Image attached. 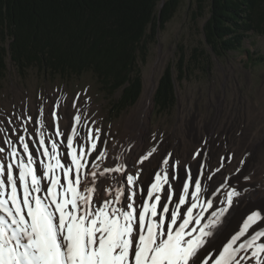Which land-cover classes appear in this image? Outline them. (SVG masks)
I'll return each mask as SVG.
<instances>
[{
    "label": "snow or ice",
    "instance_id": "6c2138e0",
    "mask_svg": "<svg viewBox=\"0 0 264 264\" xmlns=\"http://www.w3.org/2000/svg\"><path fill=\"white\" fill-rule=\"evenodd\" d=\"M50 116L57 114L51 111ZM72 119L80 122L81 116ZM70 127L76 134L77 129ZM97 132L89 129L85 134L90 139L86 146L79 139L74 144L73 135L58 130L56 135L66 142L63 156L58 155L59 141L51 140L49 148L43 133L32 150L23 135L18 137L23 155L12 146L7 154L10 162H0V264H252L253 259L255 264H264V230H258L264 229V222L249 231L258 212L248 216L222 251H200L204 238L212 235L214 222L204 223L207 217L202 220L200 212L194 215L198 207L203 211L198 203L201 181L190 172L181 181L183 194L177 191L173 199L169 191L163 203L155 193L161 192V181L169 189L171 182L159 173L142 195L130 188L123 190V201L120 188L111 198L103 195L107 174L123 168L105 166L102 173L91 170L97 167L92 161L105 156L98 149ZM124 177L127 185H133V175L124 173ZM189 181L194 187L191 192ZM89 184L99 189L95 201V189ZM236 194H228L229 204ZM207 203L211 206L212 202ZM193 224L200 227L193 228Z\"/></svg>",
    "mask_w": 264,
    "mask_h": 264
},
{
    "label": "rangeland",
    "instance_id": "374dc122",
    "mask_svg": "<svg viewBox=\"0 0 264 264\" xmlns=\"http://www.w3.org/2000/svg\"><path fill=\"white\" fill-rule=\"evenodd\" d=\"M205 5L206 13L197 16V0H182L170 23L158 32L156 41L149 45L148 60L141 65L145 85L140 100L118 116L111 112V98L99 90L97 82L90 76L64 82L32 71L27 80H22L9 62L8 80L0 89V147L5 149L0 155L7 152L11 144L9 138L18 140L20 134L17 130L36 126L40 123L39 118L45 128L52 119L50 112L59 113L65 107L63 100L66 96L76 103L83 101L88 107L87 113L83 115L84 136L89 129L93 132L99 129L95 134L100 140L114 137L122 142L121 145L128 144L132 150L142 145L165 144L177 150L179 164L184 160L181 156L200 148L187 134L189 123L195 119L205 124L202 129L206 132L218 131L216 128L208 131L206 127V123L215 120L219 126H230L231 131L224 134L228 149L245 138L263 141L264 65H250L244 50L218 56L207 46L204 29L210 14L209 1ZM196 48L207 52L204 66L202 64L191 69L183 80H178L176 67L179 58L183 53L192 57ZM245 50L255 53L262 50L264 55V37L256 36L247 40ZM169 64L174 66L178 101L174 111L159 114L155 109L154 95ZM207 65L209 72L204 68ZM150 103H153V108L149 129L144 132L139 123ZM20 153L23 155V151ZM256 155L258 169L241 180V185L247 189H229L237 193L235 202L247 198L255 190H264V141L261 145L259 143ZM124 157L117 161L122 162ZM228 170L234 172L231 167ZM114 173L119 175L118 172ZM125 173L133 175L132 172ZM125 181L126 178V184Z\"/></svg>",
    "mask_w": 264,
    "mask_h": 264
},
{
    "label": "trees",
    "instance_id": "16d2710c",
    "mask_svg": "<svg viewBox=\"0 0 264 264\" xmlns=\"http://www.w3.org/2000/svg\"><path fill=\"white\" fill-rule=\"evenodd\" d=\"M207 46L218 55L247 53L250 65H264L262 50H245L247 40L264 37V0H197ZM182 0H0V89L9 62L22 80L32 71L69 82L90 76L111 98L115 116L135 106L144 90L142 64L178 12ZM207 52L196 48L179 58L177 79L203 64ZM208 65L204 68L205 71ZM174 66L164 71L154 95L155 109L168 114L178 101Z\"/></svg>",
    "mask_w": 264,
    "mask_h": 264
},
{
    "label": "bare ground",
    "instance_id": "6f19581e",
    "mask_svg": "<svg viewBox=\"0 0 264 264\" xmlns=\"http://www.w3.org/2000/svg\"><path fill=\"white\" fill-rule=\"evenodd\" d=\"M151 97V96H150ZM145 98V97H144ZM65 107L59 113L56 112V118H52L45 128L39 118L34 127L22 128L19 131L20 135L25 137V141L29 143L30 150L34 147V142L38 144L40 133L47 135L45 138L46 146L50 148L51 140L59 141L60 147L58 149V155H64V148L66 147V142L63 136L56 135L57 131L62 133H67L73 135L71 132V127L77 129L76 134L73 135L74 144L79 139L90 146V141L86 140L83 132V115L87 110V105L83 101L76 103L71 98L66 96L63 100ZM144 102V101H143ZM153 103H150L148 108L145 110V114L142 115L141 121L139 123L141 131H147L149 129L150 115L152 114ZM75 115L81 116V121L76 122L72 117ZM200 120H192L189 123V129L187 130L188 138L199 144V150L181 156L183 162L178 163L180 156L177 155L175 148L170 149L165 144H149L147 146H139L135 149H131L128 144L121 145L122 142H118L114 137L96 141L99 151L105 153L104 158L101 160L92 161L93 164H96L97 167L92 168V171L102 173L105 166H110L116 168L117 166H122V172H118L117 176L114 172L108 173L106 177V183H104V193L106 197L111 198L114 190L120 188L122 190L121 201H123V190L124 189H133L139 194H143V189L150 187V182H154L155 173H159L161 177L164 175L168 176L169 181L171 182V188L166 183H162V190L160 193H155L161 196V203L164 202V196L167 192H171L173 199H175V193L177 191L183 194L181 187V181L186 180L188 173H191L193 179L199 177L201 181V191H200V200L199 204L201 208L194 209V215L197 212H200L201 219L207 217V220H203L204 223L214 222V227L211 229L212 235L204 238V246L200 251L205 249L210 250V254H215L219 249L223 250L222 245L230 240L232 235H235L240 228L243 227L244 221L247 220L248 216L253 212H258L260 215L257 217L255 223L249 228L251 231L252 227L264 222V190L259 192L255 190L247 198H242L241 200L234 201V196H232V202L229 204L227 202V196L231 187L236 188L238 191L246 190L247 188L244 185H241V180L245 178L252 172H255L258 169V160L256 155L257 147L260 143L263 144V141H257L254 139H243L238 142L233 147H227V139L224 134L231 131L230 126H219L217 121L211 123H206L208 131L211 128H216V131L206 132L203 131L205 124ZM19 135V136H20ZM77 135V137H75ZM11 142L7 152L0 155V162L7 163L10 162L7 160V154L10 151L12 146L17 148V151L20 153L23 151L22 145L19 140H13L9 138ZM140 143H142L140 141ZM154 150V151H153ZM149 153H151L149 155ZM21 154V153H20ZM129 154V157H127ZM95 155V153H93ZM123 155H125L124 160L117 161ZM147 157V158H144ZM164 161H167L165 163ZM231 167L234 169V172H230L228 168ZM129 172L134 176L133 185L129 186L124 183L123 174ZM15 172V169H14ZM59 172V169H57ZM175 176V178H173ZM211 177L208 179L207 177ZM90 179V177H89ZM102 179V178H101ZM97 180V184L99 183ZM223 182V183H221ZM46 183L42 182L43 184ZM190 192L194 190L191 182ZM90 187H94V192L92 193L93 201H95L96 196L99 194V189L95 188V185L89 184ZM215 189L214 192L212 190ZM10 191V188L8 189ZM209 192H212V195H208ZM18 195L22 196V189L18 187ZM136 199H139L137 196ZM145 199L147 197L145 196ZM211 201V206L207 203ZM151 203V201H149ZM119 207L120 205H115ZM172 205L170 204V207ZM221 209L224 211L221 213ZM214 213V214H213ZM193 228H198L200 225H192ZM264 230V229H258ZM199 233H194L198 235ZM257 242H260L259 240ZM248 255H251L249 251ZM252 264H255V259L252 260Z\"/></svg>",
    "mask_w": 264,
    "mask_h": 264
},
{
    "label": "water",
    "instance_id": "95a60500",
    "mask_svg": "<svg viewBox=\"0 0 264 264\" xmlns=\"http://www.w3.org/2000/svg\"><path fill=\"white\" fill-rule=\"evenodd\" d=\"M165 2V1H164ZM164 2H163V4L162 5H164Z\"/></svg>",
    "mask_w": 264,
    "mask_h": 264
}]
</instances>
